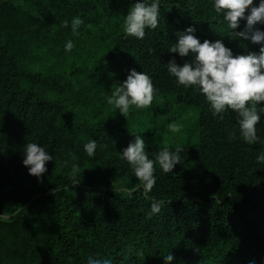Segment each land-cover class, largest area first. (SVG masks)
<instances>
[{
    "label": "trees",
    "instance_id": "16d2710c",
    "mask_svg": "<svg viewBox=\"0 0 264 264\" xmlns=\"http://www.w3.org/2000/svg\"><path fill=\"white\" fill-rule=\"evenodd\" d=\"M51 1L0 3L48 7ZM67 1H75L82 11L110 15L122 26L138 2ZM76 16L84 15L78 10L71 18ZM245 24L241 21L236 31ZM188 27L196 29L201 42L222 40L234 55L259 51L250 40L230 35L211 0H161L158 27L146 29L142 41L121 32L100 44L77 42L74 52L80 56L70 67L39 73L30 88L23 83L24 69L16 56L0 42V157L23 161L27 143L49 153L83 148L89 140L98 143L96 156L88 157L83 170L93 173L92 189L68 194L65 203L41 197L12 221H0V264H86L89 256L111 259L112 264H165L163 256L170 252L173 264H264V164L256 160L264 145L243 142L234 114L224 113L223 120L213 117L202 95L177 86L168 74L164 65L171 59L180 65L191 60L168 50ZM256 28L264 31V24ZM45 54L56 59L60 52ZM131 69L152 78L155 98L169 96L179 112L193 113L194 129L187 138L151 146L160 131L141 133L106 124L101 95L111 94ZM260 115L258 135L264 137V113ZM232 131L235 140L228 138ZM135 134H142L152 159L165 145L183 148L172 173L156 166L157 183L147 196L120 155ZM32 177L28 172L21 179L20 190L31 186ZM121 181L126 191L112 187ZM153 197L165 203L148 219ZM40 233L48 236L46 247L33 240Z\"/></svg>",
    "mask_w": 264,
    "mask_h": 264
},
{
    "label": "clouds",
    "instance_id": "9594fccd",
    "mask_svg": "<svg viewBox=\"0 0 264 264\" xmlns=\"http://www.w3.org/2000/svg\"><path fill=\"white\" fill-rule=\"evenodd\" d=\"M215 13L222 16L224 24L230 29V35L243 40H250L259 45L258 52L249 51L245 55H234L232 49L225 46L222 40H201L196 36V29L188 27L177 33V41L168 49L170 53H177L179 57H191L190 61L182 65L171 59L164 66L168 74L175 78L177 86L191 88L202 95L209 105L213 117L231 112L235 115L239 138L248 145H264V137L258 135V124L261 113H264V31L256 28L257 24H264V0H259L257 6L254 0H211ZM161 0H138L124 17L123 32L125 38L134 37L142 41L147 30H155L159 24ZM247 13V14H246ZM245 21L243 31H236ZM84 20L76 16L71 20V32L78 35ZM62 27L68 28L69 21L64 20ZM74 42L69 39L65 43V52L70 53ZM152 78L146 72L131 69L127 78L116 85L111 95L107 97V104L113 105L119 113L127 118L130 109H147L151 107L156 92ZM182 125L173 121L167 125V133H179ZM135 138L120 153L140 186L147 196L157 183L156 166L164 173H172L180 164V153L183 148L177 145L171 149L167 145L155 153L154 159L146 151V143L142 134L133 135ZM229 140L237 139L236 132H229ZM98 143L89 140L83 145L88 157H95ZM106 148L107 145H100ZM257 163L264 164V148L256 157ZM54 161V156L37 143H27L23 149V165L28 168L29 175L36 177L41 183L48 171L46 165ZM67 167V162H63ZM79 164H72L68 179L72 185H78ZM163 200L152 198L147 218L159 214L164 206ZM165 264H173L174 256L170 252L163 256ZM86 264H112L111 259L89 256Z\"/></svg>",
    "mask_w": 264,
    "mask_h": 264
},
{
    "label": "rangeland",
    "instance_id": "374dc122",
    "mask_svg": "<svg viewBox=\"0 0 264 264\" xmlns=\"http://www.w3.org/2000/svg\"><path fill=\"white\" fill-rule=\"evenodd\" d=\"M78 7L75 1L67 0H52L48 7L0 3V42L16 56L23 67L25 87L35 85L39 73H55V68L59 67L66 69L80 56L74 52V48L70 53L65 52L67 40L71 39L74 44L86 41L89 46L93 41L104 43L111 36L123 32V26L114 17L93 13V9L90 13L89 8L85 12ZM77 9L84 15L81 17L84 24L80 27L79 34L74 36L71 32V17L77 14ZM54 16L60 24L53 20ZM64 20L69 21L68 28L61 26ZM51 51L60 52L59 58L49 59L51 56L45 53ZM86 67L90 70L91 66L87 64ZM84 80H87L85 76ZM109 95L111 94L101 95L103 115L107 116L108 121L106 124L117 123L141 133L160 131L161 134L149 142L151 146L179 142L187 138L189 131L194 129L193 113L179 112L178 106L169 96L155 98L147 109L133 107L126 118L113 105L107 104ZM173 121L182 125L181 131L164 135L167 125ZM50 154L54 156V161L46 165L48 171L44 174L43 182L33 176L32 180L30 178L31 186L25 191L20 190L19 184L28 175V168L21 165L22 160L0 157V221H12L41 197L55 196L61 203H65L68 194L93 188V173L83 172L88 163V156L83 148H73L61 153L54 151ZM65 161L67 167L63 165ZM74 163L80 166L78 185H72L68 179ZM112 187L126 191L124 181L113 183ZM33 240L46 247L48 236L40 233Z\"/></svg>",
    "mask_w": 264,
    "mask_h": 264
}]
</instances>
